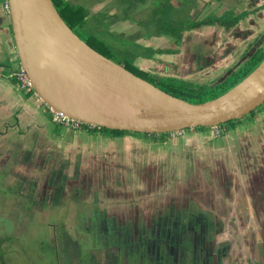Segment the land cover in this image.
Masks as SVG:
<instances>
[{
  "label": "flooded vegetation",
  "instance_id": "obj_1",
  "mask_svg": "<svg viewBox=\"0 0 264 264\" xmlns=\"http://www.w3.org/2000/svg\"><path fill=\"white\" fill-rule=\"evenodd\" d=\"M52 1L58 11L62 10L59 0ZM62 1L84 12V23L91 25L95 34L104 33L103 36L113 39L111 42L129 43L132 48L128 54L132 59L126 63L116 62L88 44L138 77L171 78L193 86L215 88L239 71L264 45V35L260 40L257 38L262 30L260 25L240 35L242 28L233 17L235 9L231 4L235 0H162L163 9L167 6L168 12L171 8L172 19L178 22L167 30L166 34L170 35L161 32L160 24L153 20L154 12L161 6L151 10L140 7L137 2L130 12H126L128 0ZM226 12H231L232 16H225ZM88 14L92 16L87 18ZM95 17L103 25L107 23V27H98L96 21L93 22ZM6 54L0 64V76H9L16 86L13 74L17 67ZM14 102L9 97H1L0 92V150L12 156L8 163L4 161L6 167L0 164L4 171L0 173V180L3 177L7 183H11L10 179L16 182V189L12 190H16L15 198L22 200L24 213L32 217L33 210L47 206L49 211L60 208V215L64 217L67 203L88 200L96 205L79 214L71 211L76 222L74 226L85 234L84 240L73 241L67 232L63 235L61 232L55 242L53 231L50 233L51 239L45 243L51 249L49 258L53 257V264H264V186H257L263 181V169L262 175L257 174L252 182L255 189H263L255 195L256 202L248 203L243 191L234 197L235 202L232 201L236 207L241 205L249 209L223 212L211 203V199L203 200L206 194L212 197L210 194L215 185H204L203 190L184 185L177 190L171 189L164 173L159 174L162 177L158 181L148 170L138 176L133 170L136 165H132L133 169L128 165L131 160H120L129 157L126 153L123 156V153L108 150V156L105 153L104 156L103 153L86 155L92 152L84 151L81 146V151L77 150L70 140L63 145H54L41 132L26 136V142L12 139L19 135L16 132L18 126L30 125L28 114L21 113L24 105L19 104L18 108ZM38 102L48 113L47 107ZM261 110L264 111V107ZM255 112L241 120L250 122ZM11 120L16 123L8 124ZM241 120L226 125L234 131ZM100 129L89 132L65 130L72 134H90V138L105 142L133 134L116 135ZM21 130L23 132L24 128ZM191 130L197 129L186 130L184 136ZM213 139L219 140L220 135ZM93 142L84 146L88 149L97 146ZM135 150V147L130 149V157L137 156L133 153ZM110 153L117 159H112ZM210 178L216 182L223 177L213 175ZM252 187L249 192L252 190L253 193ZM208 188L213 192H207ZM36 217L32 222L40 224L39 219L47 216L37 214ZM25 221L31 222L27 218ZM44 226L48 230V225ZM90 243L93 248L86 249ZM55 244L63 250L58 253Z\"/></svg>",
  "mask_w": 264,
  "mask_h": 264
},
{
  "label": "water",
  "instance_id": "obj_2",
  "mask_svg": "<svg viewBox=\"0 0 264 264\" xmlns=\"http://www.w3.org/2000/svg\"><path fill=\"white\" fill-rule=\"evenodd\" d=\"M15 58L47 108L110 131L163 135L239 121L264 105V59L224 94L199 104L174 97L102 55L52 0H5Z\"/></svg>",
  "mask_w": 264,
  "mask_h": 264
},
{
  "label": "crops",
  "instance_id": "obj_3",
  "mask_svg": "<svg viewBox=\"0 0 264 264\" xmlns=\"http://www.w3.org/2000/svg\"><path fill=\"white\" fill-rule=\"evenodd\" d=\"M4 3L5 0H0V58L7 53L8 56L11 57L12 63L16 64V67H18L19 65L15 58L14 45L12 43V34L10 32V20L3 8ZM262 6L264 8L263 0H235L233 7L235 11L237 10V14L233 17L237 18L238 23L241 25L240 27L242 29L239 31L240 35L245 32L249 33L253 31L255 29L254 26H264V15L262 13L264 9H257ZM257 11H259V13ZM260 11L262 12L260 13ZM254 15L258 16L261 22H253L252 19ZM253 23L254 26L252 25ZM245 24H248L251 28L244 26ZM260 28L262 30L264 29L262 26ZM2 44L7 52L3 53ZM16 87L17 85L15 86L9 79H2L0 76L1 97H9L15 101L17 105H24L23 108L25 107V109L22 110L21 113H26L29 116L30 125L27 127H38L39 133L41 132V134L54 145H63L70 140V143L80 151V146L83 147L85 145L81 144L82 140L87 138L88 140L92 139L90 138V134H72L61 127L54 126L50 121L49 113L45 112L38 100L34 96L31 97L21 92L18 90V87ZM16 96H18V98H16ZM26 100H29L31 103L25 102ZM35 117L38 118V120H35ZM252 121L248 122L244 127L234 129V131L229 129L222 138L208 146L209 149L204 146L209 141L212 142V138H210V134L212 133L210 128H208L210 130L209 132L204 129H197L192 132L190 131L184 137L176 138L177 140H171V142H175L172 146L174 148H172L171 145L167 146L163 152L166 158L173 159V161H169L171 165L168 168L169 173L166 175L168 176L167 181H169L170 188H176L177 190V188L184 185V187L196 186L199 190H203L204 185H215L216 188L214 187V192L212 189L209 190L210 188L207 189V192H213V194H210L213 198L210 197L209 194H206L203 198L204 201L208 200V198L209 200L211 199V203L214 202L223 212L249 209L241 205L236 207L235 204L234 206L232 199L234 200L236 195L242 194L244 191L246 192L245 196L248 197V203L252 201L256 202L255 195H258L263 190L261 188L255 189L252 182L253 179L257 177V174L262 175L260 173L262 171L261 169L264 171V115L257 123ZM45 132H47V134H45ZM46 135L50 138H47ZM135 148L136 150L133 152L137 155L133 156L135 160L130 157V149L125 152L126 156H129L126 159H130L131 164L136 165L134 166L136 169H133L132 165L129 166H132L131 168L136 171L138 176H141L145 170H148L154 180L155 178L157 181L159 179L161 180L162 176L158 177V175L162 172V168L165 167L164 164L166 162L159 165V161L155 162V160L150 159L148 149L145 145H136ZM207 172H209V175L206 178L205 175ZM211 173L215 175V177L219 175L223 178L213 182L210 178L213 176ZM199 177L202 178V180H198ZM261 178L263 181L258 183L257 186H264V174ZM199 186L202 188H199ZM251 187L254 189L253 193L252 190L249 192Z\"/></svg>",
  "mask_w": 264,
  "mask_h": 264
},
{
  "label": "rangeland",
  "instance_id": "obj_4",
  "mask_svg": "<svg viewBox=\"0 0 264 264\" xmlns=\"http://www.w3.org/2000/svg\"><path fill=\"white\" fill-rule=\"evenodd\" d=\"M126 1V0H125ZM129 2H127V9L126 12H130L132 10V5L134 4H138L140 3V7H147L151 10H155L157 7H160L164 1L162 0H137L135 3H133L131 0H128ZM75 2V0L73 1ZM138 2V3H137ZM77 3V2H75ZM232 5H234V2H231ZM257 9H264L263 6L262 7H258ZM93 11V10H91ZM173 11H171V8L168 10L167 12V6H165V8L163 9V7L161 6L160 9H158V11H155L153 14V20L157 23L160 24L159 27L161 29V32H164L165 35H170L166 34L168 33L167 30H169L171 27L174 28L175 23L177 20L172 19L173 15ZM237 14V10L235 11L234 15ZM91 14H88L87 18L91 17ZM225 16H232L231 12H226ZM100 18V17H99ZM253 22H261V20L258 18V16H253ZM260 20V21H259ZM96 21V25L98 27H102V28H106L107 27V23L106 24H102V22L100 21V19H98V17L94 19V23ZM100 24H99V22ZM105 23V22H104ZM79 23H77L74 26V30L76 32V34L78 36L81 37L82 40L86 41L87 43H90L92 46L96 47L98 50L102 51L103 53L107 54L112 60L116 61V62H120V63H126L128 62V59H132V57L130 56L131 53L129 52L130 49L132 48V46L122 40H115V42H111L113 39L112 38H108V36L106 37L103 36L102 34L104 33H96L92 30V28L88 26L83 22L82 25H78ZM86 25V26H85ZM254 26V23L252 24ZM244 26H248V24H245ZM263 26V25H261ZM248 28H251L250 26H248ZM264 35V29L261 30L258 35L257 38L258 40L262 39ZM262 43H264V39L262 41ZM3 46V44H2ZM3 53L7 52L5 51L6 49H4L3 46ZM7 55V54H6ZM8 56V55H7ZM4 56H2V58H0V64L3 63V58ZM18 64V62H17ZM19 65V64H18ZM2 66V65H1ZM3 78H7L9 79V76L4 75ZM2 84V81H1ZM17 85V83H16ZM3 86V85H1ZM17 88V87H16ZM33 95H31L32 97ZM16 98H18V96H16ZM33 99V98H30ZM35 100V99H33ZM25 102L27 103H31L29 100H26ZM18 108L20 107V105L17 106ZM17 107L14 108V111L17 112ZM28 107V105H27ZM264 106L260 107L259 110L263 109ZM257 109V110H258ZM255 112L252 115V122H258L259 119L264 115V111H259ZM13 111V113H14ZM249 118V116H247ZM246 117V118H247ZM15 121H17L16 119H14ZM14 120H11L8 124H13L16 123ZM240 122V121H239ZM241 125H237V128L239 127H244L247 125V121L241 120ZM21 128H24V131L22 132ZM229 126L227 125H221L220 126V138L223 137L225 135V133L229 130ZM205 131H210L208 128H204ZM193 130H191L192 132ZM16 132L19 134L17 137H14L12 139L18 138L21 141L25 140L26 136H30L31 134H36L39 133L38 131V127L37 128H30V127H26V126H21V127H17ZM200 133V132H198ZM206 133V132H205ZM45 134H47V132H45ZM47 138L48 135H46ZM216 135L214 134H210V138H212V142L209 141L204 147L208 148V146H210L212 143H215L216 140H214L213 138H215ZM51 137L53 138V136L51 135ZM143 137V138H142ZM180 138V137H177ZM176 138H171V136H165L164 138H160L159 136H155V135H134V134H125V136H121L116 138L115 140H113L112 142H105L104 139H85L82 140L81 144H91L92 142L95 141L96 145L95 147H91L88 149V147L83 146L82 149L86 152H92V153H86V155H93L95 156L96 153H104L108 154V150H111V152L113 153L112 150L118 151L119 153H124L129 150L131 147H135L136 145H145L148 149V155L150 156V159H153L156 161H159V165H162L163 163H165V167L162 168V172L164 173L166 177V175H168V168L171 165V162L169 161H173V159L170 158H166V156L163 154L164 150L166 149L167 146L171 147L175 144V142H171V140H175ZM177 140V139H176ZM26 142V141H24ZM93 142V143H95ZM90 145V146H91ZM112 147V148H110ZM174 148V147H172ZM202 149V148H201ZM209 149V148H208ZM0 150V164H4V166H7V163L11 160L12 156H8L7 153H3ZM74 154V152H72ZM111 157L112 154L110 153ZM108 158V157H107ZM127 157H121L120 160H124ZM112 159H117V157L114 155L112 157ZM133 160L134 157H132ZM4 161H6L7 163H4ZM130 161V159H129ZM128 165H132L131 163H129ZM3 166V167H4ZM23 169H25V167L20 166ZM19 169V168H18ZM14 168H12V172H14ZM0 173L3 174L4 171L2 169H0ZM108 175H112L109 174ZM119 175V174H118ZM160 175H158L159 177ZM2 180H0V239L1 238H6L9 237V243H5L2 246V252L4 254V264H53L54 263V259L53 257L50 259V255L49 253L51 252V249L48 248V246L46 245V243L48 241H50L51 239V235L50 233L53 231L54 233V240L55 242H58V234H60L62 232V235L64 234V232H67V234H69L71 236V239L73 241H77V240H84L83 236H85V234H83L82 232L79 231V229L77 227H75L74 225L76 224V222L73 219V213L71 211H75L74 214H79L81 212H86L89 210H92L96 207L95 204L89 202L88 200H83V201H79L76 204H71V203H67L66 208L64 207V211L67 212L68 214H71L70 216L65 215L64 217L62 215H60V208H58L57 210H48L47 206H44V208L42 209H37V210H33L32 214L33 216H29L28 214L24 213L23 211V207L20 204L21 203V199H19V197H17L18 195H16L17 199L15 198L14 194L16 192V190H12V189H16V182L13 179H10L11 183H7L5 181V179H3V177L1 178ZM2 181V183H1ZM6 182V183H5ZM216 188V186H215ZM20 192V191H17ZM21 193V192H20ZM107 203V202H106ZM108 204V203H107ZM109 206V205H108ZM120 206H123V204L121 203ZM98 207H100V205L98 204ZM117 208V207H116ZM104 210V209H103ZM49 211V212H48ZM106 211V210H104ZM69 212V213H68ZM71 212V213H70ZM41 215L42 217L47 216L45 219H39V223L40 224H36V222H32L34 221L36 218V215ZM25 218L31 220L30 223L25 221ZM44 224L48 225V230H47V226H44ZM60 226L63 228L60 229ZM28 227V230H26ZM59 230L60 232L58 233ZM42 240V241H41ZM87 242H89V240L86 239ZM91 241L93 242L94 240L91 239ZM46 242V243H45ZM91 243L90 245H86L85 248L89 249V248H93L91 247ZM55 247H57V251L58 253L60 251H62L63 249H61L58 245L55 244ZM59 263V262H58ZM62 264V262H60ZM59 263V264H60Z\"/></svg>",
  "mask_w": 264,
  "mask_h": 264
},
{
  "label": "trees",
  "instance_id": "obj_5",
  "mask_svg": "<svg viewBox=\"0 0 264 264\" xmlns=\"http://www.w3.org/2000/svg\"><path fill=\"white\" fill-rule=\"evenodd\" d=\"M59 2L62 4L61 7L62 10L60 9L59 11L60 15L76 34L74 30V26L77 23H79L78 25L84 26L82 25L85 19L84 12H82L78 8L71 7L68 4H64L62 0H59ZM263 59H264V45L261 48H259L256 51V53L250 59H248V61L244 64V66L231 76V78H229L223 84L211 89L193 86L185 81L174 80L171 78L158 79L154 76H147V75H143L140 77L144 78L145 80L152 83L159 89L163 90L164 92L174 97L185 100L189 103L199 104L208 100H212L224 94L228 90H230L232 87L237 85L241 80H243L247 75H249ZM28 95L29 96L33 95V92L31 91V93H29ZM232 123L234 124V121L231 122V124ZM200 129H204V128H200ZM95 130H97V128ZM100 131L110 134L112 133L116 135H121L125 133L118 131H109L106 129H100ZM157 136H159L160 138L161 137L164 138L165 136H167V134L157 135ZM9 240H10L9 237L0 239V264H4V260H3L4 254L2 252V246L5 243H9Z\"/></svg>",
  "mask_w": 264,
  "mask_h": 264
},
{
  "label": "built area",
  "instance_id": "obj_6",
  "mask_svg": "<svg viewBox=\"0 0 264 264\" xmlns=\"http://www.w3.org/2000/svg\"><path fill=\"white\" fill-rule=\"evenodd\" d=\"M3 8H4L6 13L9 12V6H8L6 1L4 3ZM13 76L16 79L17 86L20 89V91L24 92L25 94L31 93L32 88L30 86V83H29L24 71L22 70V68L20 66H18L15 69ZM33 96L38 100V98L34 95V92H33ZM47 109H48V113L50 116V121L52 122V124H55L58 127H61L63 129H70V130L78 131V132H89L91 130L96 129V127H94V126L86 125V124L81 123L79 121H76V120H74V119H72L66 115H63L62 113L56 112V111L51 110L49 108H47ZM210 129L214 135H216V136L220 135V126H214V127H211ZM185 132H186V130L169 133V134H167V137L168 136H171V138L182 137V136H184Z\"/></svg>",
  "mask_w": 264,
  "mask_h": 264
}]
</instances>
